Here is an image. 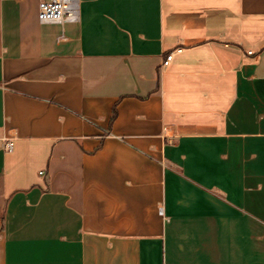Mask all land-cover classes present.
Segmentation results:
<instances>
[{
    "label": "crops",
    "instance_id": "1",
    "mask_svg": "<svg viewBox=\"0 0 264 264\" xmlns=\"http://www.w3.org/2000/svg\"><path fill=\"white\" fill-rule=\"evenodd\" d=\"M38 5L0 0V264H264V0Z\"/></svg>",
    "mask_w": 264,
    "mask_h": 264
},
{
    "label": "built area",
    "instance_id": "2",
    "mask_svg": "<svg viewBox=\"0 0 264 264\" xmlns=\"http://www.w3.org/2000/svg\"><path fill=\"white\" fill-rule=\"evenodd\" d=\"M39 19L48 23L78 22L80 20V0H39ZM178 51H181L178 48ZM252 54V51H249ZM174 58V52H170L161 64L166 67ZM14 142L8 139L6 148L12 149ZM162 211V208H160Z\"/></svg>",
    "mask_w": 264,
    "mask_h": 264
}]
</instances>
